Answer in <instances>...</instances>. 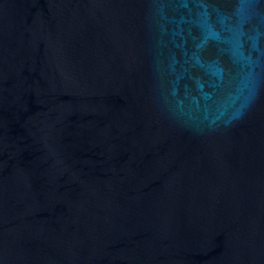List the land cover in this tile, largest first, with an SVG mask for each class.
<instances>
[{"label": "water", "instance_id": "water-1", "mask_svg": "<svg viewBox=\"0 0 264 264\" xmlns=\"http://www.w3.org/2000/svg\"><path fill=\"white\" fill-rule=\"evenodd\" d=\"M0 264H264V0H0Z\"/></svg>", "mask_w": 264, "mask_h": 264}]
</instances>
